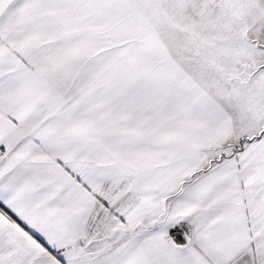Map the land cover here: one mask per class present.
<instances>
[{
  "label": "snow or ice",
  "instance_id": "1",
  "mask_svg": "<svg viewBox=\"0 0 264 264\" xmlns=\"http://www.w3.org/2000/svg\"><path fill=\"white\" fill-rule=\"evenodd\" d=\"M0 264H264V0H0Z\"/></svg>",
  "mask_w": 264,
  "mask_h": 264
}]
</instances>
